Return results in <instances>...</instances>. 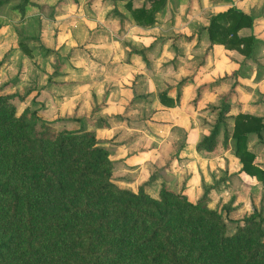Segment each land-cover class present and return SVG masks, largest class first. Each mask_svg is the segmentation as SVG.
I'll use <instances>...</instances> for the list:
<instances>
[{
	"label": "crops",
	"instance_id": "obj_1",
	"mask_svg": "<svg viewBox=\"0 0 264 264\" xmlns=\"http://www.w3.org/2000/svg\"><path fill=\"white\" fill-rule=\"evenodd\" d=\"M46 5L52 13H37L41 23L38 41L51 52L31 50L27 55L22 51V55L8 61V69H14L20 57V78L26 84L32 83L34 74H40V80L41 75L46 77L38 85L39 93L32 90L21 99L24 106L34 104L37 115L45 121L67 117L72 129L85 121V129L93 131L100 146L109 153L112 180L117 175L116 168L121 172V188L136 192L152 173L156 174L152 183L159 187L161 182L170 187V181L179 178L187 190L200 191L202 186L218 182L217 173L223 171L228 177L224 181L232 191L220 180L218 196L230 193L239 200L243 194H253L252 182L258 193L264 192L260 181L241 170L230 137L232 116L238 112L264 117V112L258 111L264 110V0H165L153 10L152 23L138 21L131 12L142 7L150 9L147 0H47ZM231 6L253 19L252 28L243 27L238 34L255 36L253 56L260 44V66L251 57L209 41L206 27L210 16ZM4 26L0 34H9L10 29L13 33L8 40L0 36V57L7 43L8 49L13 41L18 43L14 28ZM192 44L198 45V50L204 44L210 47L198 84L207 89L216 78L237 73L235 92L230 97H234V103L228 100V137L224 139L221 128L212 151L196 147L203 136L197 122L202 113L192 108L190 84L182 81L188 70L178 68L183 62L186 65L182 59L190 56ZM28 47L32 49L33 45ZM219 88L223 90L224 86L213 85L212 93L206 91L201 101L214 105L213 101L220 98ZM256 90L263 100L253 105L250 101ZM160 92H165L173 104L162 103ZM98 121L103 126L93 124ZM261 142L255 133L248 134V149L255 154L259 166L264 164ZM164 168L169 175L167 182L161 179ZM146 188L148 185L145 190L150 194ZM234 207V211L239 209Z\"/></svg>",
	"mask_w": 264,
	"mask_h": 264
},
{
	"label": "trees",
	"instance_id": "obj_2",
	"mask_svg": "<svg viewBox=\"0 0 264 264\" xmlns=\"http://www.w3.org/2000/svg\"><path fill=\"white\" fill-rule=\"evenodd\" d=\"M11 1L0 0V7ZM15 1L11 9L20 20L32 17L38 27L18 39L31 55L25 41L38 39L39 9L47 0ZM147 1L150 9L131 12L152 23L153 10L165 0ZM252 23L231 6L210 16L209 41L254 59L255 36L238 34ZM229 93L209 107L217 109L216 120L198 150H214L221 128L228 137ZM13 97L0 94V264H264V216L256 209L227 233L222 212L207 207L205 195L192 201L162 184L154 197L145 190L152 175L136 192L121 188L93 131L55 130L28 107L17 115ZM159 98L173 104L165 92ZM232 120L234 155L264 189V164L255 163L247 146L250 133L263 141L264 117L238 112ZM230 201L221 207L225 213L233 210Z\"/></svg>",
	"mask_w": 264,
	"mask_h": 264
},
{
	"label": "rangeland",
	"instance_id": "obj_3",
	"mask_svg": "<svg viewBox=\"0 0 264 264\" xmlns=\"http://www.w3.org/2000/svg\"><path fill=\"white\" fill-rule=\"evenodd\" d=\"M17 1H11L10 3L3 5L2 7H0V30L2 27H5L4 25H8L9 29L11 27L14 28V33L16 34V36L18 34V39H23L26 38L28 34H35L36 33V28L38 30V27L35 25V21L32 19V17H28L25 18L23 21L20 20L19 18V14L16 13L15 11H13L11 9V6L14 5ZM40 13L39 14H43L45 16H49L51 15L52 11L49 9V7L46 6H42V8L39 9ZM11 24V25H10ZM18 32V34H17ZM13 33V30L10 29L9 30V34L8 32L3 33V31H1L0 36L4 37L5 39L8 40V38L10 37V34ZM14 34V35H15ZM12 35V34H11ZM38 38V37H37ZM25 43H27V45H33L32 47V51L37 52V51H41V53L44 54H48L49 52H51L50 49H45L40 42L37 39L31 40L28 39L25 41ZM179 44V43H178ZM192 48H194L192 50ZM198 45L196 46V44H192V47L190 48V56L188 58H183L182 61H186V65H184V62L182 64V66L180 67V65L178 66V68H182V69H187L188 71L182 75V81L183 82H189L190 84V91L189 94L193 97L190 101V104L192 106V108L194 109V111L197 112H201L202 116L200 115H195L198 118V124L200 125L201 129H203V135L208 134V132L210 131L211 127L213 126V124L215 123L216 120V113H217V109L210 111L209 107L211 106L210 104L206 103V102H202V96L203 94L208 91L210 93H212V88L213 85L216 86H224L223 90L221 88H219V90H221V92H219V94H217V97H220V95L222 96V94L227 93L230 91L229 96L227 101H231L234 103V97L230 100V97L233 96V93L235 92L234 88L235 85L233 86L235 82V78L236 76L233 73V71L230 74H226L225 76H221L216 78L215 80H213L212 82H210V87H208L206 89L205 85H201L198 84V77L200 78V72L202 70V66L205 63V60H207V58L205 57V55L208 53L210 47H208L206 44H204L202 46V48L200 50L197 49ZM260 50H261V46L260 44L258 45L257 49H255V57H254V63L257 64V66H260V58L258 57V55L260 54ZM23 52L20 48V46L18 45V43H15L13 41V44L9 46L8 49V43L6 46V50L2 53L1 57H0V94L1 95H13V102L16 105L17 108V115H19L26 107L24 106L23 103H21V99L26 96L27 94H30V92H35L37 91V93H39L40 91L37 89L39 86L41 85V81L45 80L46 77H42L41 75V80H40V74H34L30 80V82H32L30 85L26 84L25 80H21L20 78V72H22V61L20 59V57H18L17 59V67L14 69H8V61L9 58L14 56V55H22ZM248 66V65H246ZM238 67H241L238 66ZM258 69H260V67H258ZM212 76V75H211ZM51 77V75H50ZM205 78V77H204ZM39 79V81H38ZM49 81V78H48ZM29 82V81H28ZM27 82V83H28ZM181 82V81H180ZM179 82V84H180ZM201 85V86H200ZM33 86V87H32ZM258 91H254L253 95H252V101H250L251 103L254 102L253 105L261 103L262 102V97L258 96ZM35 95V94H33ZM38 94L35 95V97H37ZM35 97L33 99L32 102H35ZM195 97V98H194ZM216 97V98H217ZM198 98V99H197ZM219 101L220 98H218L215 101H213V104L215 106H219ZM219 103V104H218ZM29 109L31 110H35L34 108V104H32L30 107L28 106ZM253 110H256L255 108H253ZM259 112H264V110H258ZM197 114V113H196ZM230 119V117H229ZM69 118L67 117H62V118H58L56 120H52V121H47V123H49V125L55 129V130H62V129H67V130H78L79 128H81L82 126L84 128H86L87 123L85 121H80L79 123H76L78 125V129H72L69 127V123H68ZM60 121V122H58ZM230 123V121L228 120V124ZM95 125H102L103 124L98 121L96 123H93ZM75 125V124H74ZM81 125V126H79ZM180 132V131H179ZM206 133V134H205ZM261 143H264V136H263V141ZM98 145L99 141H98ZM168 163L165 164V167L167 166ZM115 173L117 174L115 176V181L113 180V182L115 184H117L119 186V182H120V176H118L119 173H121L119 171V169L116 168ZM161 173V171L158 172V174ZM162 181H168L167 179H169V175L166 172V168H164V170H162ZM153 176V178H156V174H150V176ZM217 175L219 176L218 178V182L224 181V179L227 177L226 174L222 171L217 173ZM114 178V177H113ZM150 178V177H149ZM149 181L147 183L148 188H146L150 194H152L154 197L157 196L158 191L160 189V187L158 186L159 184H153L152 180ZM228 178V177H227ZM149 180V179H148ZM253 181V180H252ZM218 182L214 183V185H209V186H202V189L199 191L198 189H189L187 190L186 187L184 186V183L181 179L176 178L173 179L172 181H170L171 185L169 188L173 189V191H177V193H183L186 196H188L192 201H197V200H201V197L203 195H205V199L203 201H205L207 207L212 208V209H217L219 211L222 212L224 219H225V223H226V230L227 233H233L235 231L236 228V224L239 220H241L244 216L252 213L253 209H256L257 211H259L261 213L262 216H264V192L262 193H258V189L257 186L252 182V186L251 189L253 191V194H243L242 196L239 197V200H235L233 195H231L230 193L228 194H224L223 196H218L219 192H217V188H218ZM150 183V185H149ZM161 184H165L164 182H161ZM216 184V185H215ZM222 184H226V188L227 190L232 191V187H230V185H228L225 181L221 183ZM166 186V185H165ZM214 189V191H212V189ZM179 190V191H178ZM216 192V193H215ZM258 193V194H256ZM231 200V201H230ZM228 201H230V205L233 207V210H231L229 213H225L224 210L221 209L222 205L227 203ZM234 206L239 207V209L237 211H234ZM263 229H264V222H263Z\"/></svg>",
	"mask_w": 264,
	"mask_h": 264
}]
</instances>
